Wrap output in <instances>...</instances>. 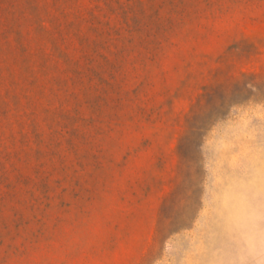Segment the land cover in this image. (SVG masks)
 <instances>
[{
    "label": "rangeland",
    "instance_id": "374dc122",
    "mask_svg": "<svg viewBox=\"0 0 264 264\" xmlns=\"http://www.w3.org/2000/svg\"><path fill=\"white\" fill-rule=\"evenodd\" d=\"M0 264H264V0H0Z\"/></svg>",
    "mask_w": 264,
    "mask_h": 264
}]
</instances>
